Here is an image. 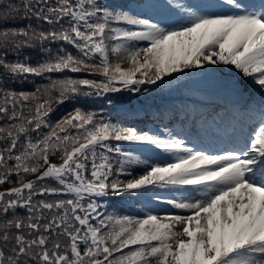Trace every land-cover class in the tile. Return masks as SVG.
<instances>
[{
  "label": "snow or ice",
  "instance_id": "obj_1",
  "mask_svg": "<svg viewBox=\"0 0 264 264\" xmlns=\"http://www.w3.org/2000/svg\"><path fill=\"white\" fill-rule=\"evenodd\" d=\"M221 5L229 11L209 12L175 0L170 6L180 15V22L164 27L149 18L101 6L97 0H57L53 6L48 0H36L35 4L21 0L6 8L0 0V8H5L0 17V68L22 77L98 69L104 77L100 82L51 80L32 93L3 94L0 114L13 123L0 127V134L10 141L0 151V185L8 183L12 175L33 174L35 180L0 191V213L7 215L18 208L29 213L27 223L14 214L13 219L0 224V264H264V119L247 142L221 154L187 147L175 136L165 138L98 121L94 113L80 109L35 142L29 136L46 123L53 102L63 103L80 86L114 92L120 90L119 85L137 91L140 85H155L173 73L223 64L234 66L264 89V5L259 10H249L240 0H221ZM29 17L47 24L68 18L69 27L38 31L12 26ZM56 41L71 44L80 55L57 53L35 66L26 60L6 59L9 49ZM108 41L113 42L111 47ZM140 43L146 46L140 47ZM110 53L116 57L115 63ZM96 56L99 64L90 62ZM124 63L128 67H122ZM53 92L58 95L53 97ZM40 99L43 102L36 103L33 113L25 117L23 107ZM69 127L80 135H68ZM21 136L25 143L16 152ZM110 139L151 145L174 158L163 165H149L144 174L127 182L109 181L111 163L97 148L119 153L120 149L108 145ZM57 153L59 164L50 160ZM125 155L133 159L131 153ZM9 161H15L12 167L7 166ZM89 163L91 179L86 175ZM46 179L61 187L38 188L37 182ZM149 187H192L201 198L164 201L187 215L109 217L110 223L100 218L94 203H81L86 196H102L109 190L116 194ZM35 195L73 198L34 204ZM45 210H57L43 229L47 233L59 230L57 234L67 237L63 251L59 242L49 249L48 237L43 234L29 238L22 231L27 228L38 233ZM91 219L98 223H90Z\"/></svg>",
  "mask_w": 264,
  "mask_h": 264
},
{
  "label": "trees",
  "instance_id": "obj_2",
  "mask_svg": "<svg viewBox=\"0 0 264 264\" xmlns=\"http://www.w3.org/2000/svg\"><path fill=\"white\" fill-rule=\"evenodd\" d=\"M148 0H97L98 4L101 6L109 7L113 10L130 12L133 15H137L143 18H149L154 22L161 23L162 26H165L164 21L160 16L155 13L154 16L151 15L149 11L146 10H136V7H139L140 4H144ZM21 0H3L5 8L7 4L14 3L19 4ZM33 4L36 3V0H32ZM57 3V0H48V4L53 6ZM5 8H0V17L4 15ZM23 15V12L20 14ZM30 26L36 30H45V31H59L61 28L69 27L68 18H65L59 24H47L42 21H37L35 18L29 17L28 19H18L13 22L12 26ZM113 27H128L124 24H113ZM109 46L111 47L112 41H108ZM140 47L146 46L143 43L139 44ZM57 53L63 55L65 53H71L73 56H79V51L73 47L71 44L65 43L63 41L56 42H45V43H37L31 47H22L19 50H11L7 51L6 59L9 62L20 60L27 61L31 65L35 66L40 62L49 59L51 56L56 55ZM110 60L115 63L116 57L111 53L109 54ZM90 62L99 64L100 58L99 56L93 57ZM122 67H128L127 63L122 64ZM72 79V80H91L100 82L104 79L102 75L99 74L98 69H85L80 72H71L65 71L62 73H47L43 76H34L28 75L27 77L22 76H11L6 70L0 68V103H2V97L5 92H14V93H32L35 92L37 88L43 89L46 85L50 83L51 80H63V79ZM148 84H143L139 86V90L144 89ZM116 87L120 88L119 91H109L104 92L103 90H97L94 87H85L80 86L77 93L70 95L68 98L64 100L63 103H52L51 111H49L48 116L46 118V123L41 126L38 131H31L29 133L30 138L35 142L37 139L46 135L55 127V125L66 119L70 118L75 114L76 109H80L84 113H94L96 119L103 120L104 122H109L117 127L123 128H134L138 131L148 132V129L152 127V125L157 128H164L167 130H172L173 126H170L173 122L172 118L176 120L177 116H173L172 118L166 119L165 123H154L151 120L152 117H148L143 115V112L139 109H135L136 98L135 96L138 94L139 90L133 91L131 89H125L116 85ZM58 92H53V97H56ZM43 102V99L40 100H30L26 106L23 107V113L25 117L29 116L34 111V105L36 103ZM19 107V106H18ZM133 111H132V110ZM11 114V109H9V115ZM13 123V121L9 120L7 117H4L0 114V127L7 128L9 124ZM159 124V125H158ZM59 132V129H55ZM176 133V132H174ZM68 135L77 136L80 135L76 131V129L69 127ZM80 142H84L81 140ZM10 141L3 138V135L0 134V151H3L5 148L9 146ZM25 143V137L21 136L20 140L17 144L16 152H20ZM108 145L112 149H120V152L116 151H106L101 148H97L98 154L100 152H104L107 155L109 162L112 166V175L109 177V181L119 180L121 182H127L128 180L134 179V176L143 172L145 167L148 166V161L146 154L141 152V150L137 151L139 154V158L129 159L127 153L132 152V148L130 146V142L126 141H116L115 139H110L107 141ZM78 146V145H75ZM7 155V154H6ZM52 163L59 164L61 163V156L59 153L50 157ZM139 162H136V161ZM99 163V159L97 160ZM15 161H9L8 167H12ZM121 169L123 171L121 172ZM3 171V169H0ZM91 164H88V172L86 173L87 177L91 179ZM29 180H35V175L33 174H22L21 177H17L16 175H12L8 183L0 185V191H3L7 188L18 187L20 183L27 182ZM48 187V188H56L59 189L61 186L53 179H46L43 181L37 182V187ZM144 192V193H143ZM144 195H152L159 196L157 192H153L152 189H144ZM113 192L109 190L107 194L102 196H92L85 197L81 203L84 206H87L89 203H94L97 206V211L100 214V218H104L106 223H110L108 218H119L124 216L129 217H138L143 218L146 214L152 213L160 216L162 214L163 205L156 202H151L143 199L138 196L137 193H125L122 195H114L110 196ZM72 196L68 195H46L40 196L35 195L33 197V203H37L40 200H45L48 202H53L56 200H66L71 199ZM57 210L53 212L44 211L42 214V219L40 220L41 228L38 233H33L31 230L25 228L22 231L29 238H33L36 235L43 234L48 237V247L52 248V245L56 242H59L62 245V251L64 250V246L68 244V239L64 235L57 234L59 230H54L52 233L44 232L43 224L48 223L51 219L52 215L56 214ZM14 214L19 216L20 218H24L27 223L26 217L29 215L26 209H15L12 212H9L7 215L0 213V224L5 222L6 220L13 219ZM82 214V213H81ZM90 223L97 224V219H91ZM11 231H15L12 229ZM81 250H83V246H81ZM127 249H125V252Z\"/></svg>",
  "mask_w": 264,
  "mask_h": 264
},
{
  "label": "rangeland",
  "instance_id": "obj_3",
  "mask_svg": "<svg viewBox=\"0 0 264 264\" xmlns=\"http://www.w3.org/2000/svg\"><path fill=\"white\" fill-rule=\"evenodd\" d=\"M172 2H175V0H171V2H169L168 0H152V2H147L146 4H140V6L144 7L145 10L148 9V11L151 12L150 14L153 16L155 13V17L156 14L158 13L160 17L163 19V21L166 23V27H172L178 24L181 19L180 15L176 11H174L173 8L170 6V3ZM179 2L185 5L195 6L197 9L206 8L207 11L209 12L225 13L229 11L228 7L221 5V0H179ZM240 2L249 10L253 8L259 10L261 6L264 5V0H240ZM139 9H140L139 7H136V10ZM217 65L223 67L227 71L234 70L238 74L240 73L239 70L235 69L234 66L223 65V64H217ZM217 65H206L205 67L200 69H190L187 71L185 70L182 73H173L171 76H166L162 81H158L155 85L151 84L149 87L141 90L140 94L137 97L138 102L147 111L155 112L156 114L155 113L153 114L156 116L159 115L157 113L167 115V114H171L172 112H179L180 109L182 112H185L186 110L185 106L182 107V104L185 101H187V103L192 106L191 110L192 112H194L195 105L192 104L190 101H188V99L192 98L193 95L191 93H188L189 91L186 88H181V87L192 81L194 77L206 73V72H202V74H198L199 71H204L209 68H215L217 67ZM240 74L242 75V73ZM243 79L246 90L250 91L252 98L248 102V104L250 105L248 109L249 115L245 116L242 111L239 112V115L240 117L242 116V117L250 118V124H252L249 125L250 128L245 129V131L243 132L238 131L237 132L238 137H240L238 140H234V138H236L235 132L233 133L223 132L222 129L226 128V126L223 127L221 125V122L225 124L222 118L226 113H228V111L222 110L221 112H218L223 107L220 102H216L214 108L218 109V111L216 113H213L212 117L209 118L207 121L202 120L201 122L198 123L202 125L201 126L202 131H207L208 129L205 135L200 129H199L200 134H197L196 131H193L192 127L190 126L186 127L188 124L189 125L191 124V119H188L189 123L179 130V134H180L179 139H182L185 142V146L194 148L195 150L198 151H205L210 154H221L226 150H231L235 147L243 145L245 142H247V140L250 139L252 133L259 126L261 120L264 119V89H261L259 85L253 83L251 78H245L243 76ZM217 99L212 97V100L209 101L212 103L214 100ZM196 111L199 113L197 106H196ZM184 114L189 117L190 115L188 114H190V111L185 112ZM207 114L208 113L206 112V115ZM234 115L237 116L236 114ZM226 124H228V122ZM243 124L245 125L249 123L243 121ZM217 125H219V127H216V129H214L215 126ZM155 134L164 136L165 138L169 136V134L164 133L163 130L155 131ZM139 146L148 150L147 147H144L146 146V144H140ZM148 148L155 150L156 153L166 154L170 158L169 162H171L172 159L174 158L172 154L164 153L153 146H150ZM136 150L139 151L140 149L136 148ZM137 153L138 152L132 151L131 152L132 157L135 159L139 158L140 156ZM137 176L139 175H135L134 179L138 178ZM157 189L163 194H165L166 197H168L169 199L194 200L201 198V193L195 191L192 187H186L179 190L173 188L161 189L158 187ZM170 207L175 211L167 214H179V215L189 214L184 210L174 208L172 205H170ZM181 228L182 225L177 226L176 230H180Z\"/></svg>",
  "mask_w": 264,
  "mask_h": 264
},
{
  "label": "bare ground",
  "instance_id": "obj_4",
  "mask_svg": "<svg viewBox=\"0 0 264 264\" xmlns=\"http://www.w3.org/2000/svg\"><path fill=\"white\" fill-rule=\"evenodd\" d=\"M227 87L229 92H233L235 96L244 93L240 85H237L236 81L231 77L220 76L218 73L208 72L205 74L198 75L188 84L183 85L181 88H186L192 95H198L204 97L205 100L212 99V96L218 95L217 90L219 87ZM235 103H240V100H236Z\"/></svg>",
  "mask_w": 264,
  "mask_h": 264
}]
</instances>
